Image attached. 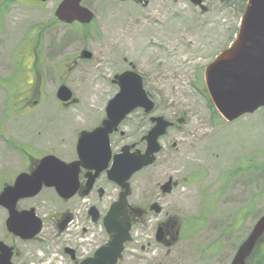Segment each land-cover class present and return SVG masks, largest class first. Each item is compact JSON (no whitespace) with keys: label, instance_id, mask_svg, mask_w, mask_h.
<instances>
[{"label":"rangeland","instance_id":"1","mask_svg":"<svg viewBox=\"0 0 264 264\" xmlns=\"http://www.w3.org/2000/svg\"><path fill=\"white\" fill-rule=\"evenodd\" d=\"M60 1L0 0V80L16 82L8 91L0 85V180L22 171L24 152L33 159L47 153L74 158L79 133L101 123L119 91L114 76L134 67L158 113L189 114L191 132L171 128L161 138L158 164L130 181L133 205H145L141 190L171 176L179 186L163 207L185 223L170 251L162 245L142 250L141 240L153 231L135 227L139 246L127 244L120 263L231 264L264 214V109L232 122L214 120L204 70L236 37L242 0H204L206 11L190 0H83L95 13L89 25L56 23ZM24 46H32L30 55ZM83 50L92 59H81ZM19 52L27 54L25 62L16 59ZM31 65L33 71L24 69ZM62 84L78 100L67 108L57 97ZM40 87L41 106L25 114L22 98ZM138 114L129 115L127 126L137 124ZM6 216L0 207V241H8ZM16 244L21 255L13 264H68L52 238Z\"/></svg>","mask_w":264,"mask_h":264},{"label":"water","instance_id":"2","mask_svg":"<svg viewBox=\"0 0 264 264\" xmlns=\"http://www.w3.org/2000/svg\"><path fill=\"white\" fill-rule=\"evenodd\" d=\"M191 1L202 10H207L203 0ZM55 15L60 21L69 24L74 21L88 24L94 17L93 12L82 5V0H63L57 6ZM91 57L89 51L81 53V58ZM204 80L215 109L229 122L264 108V0H247L235 39L205 67ZM113 82L118 84L119 91L106 106V118L94 130L82 131L77 144L80 159L87 160L95 154L101 158L97 167L99 171L107 166L111 157L109 135L132 111L144 108L150 112L154 106L144 89L142 77L136 72L128 70L117 74ZM57 97L66 103L72 98V91L62 85ZM180 120L182 122L183 119ZM154 121L156 124L148 133L145 153L127 154L126 147L115 155L113 167L108 173L121 186L122 192L104 220L111 240L98 248L93 256L78 264H118L122 258L125 244L131 238L132 224L127 201L129 180L133 174L153 164L155 155L161 150L160 138L173 125L162 116L154 118ZM73 164L47 155L38 161L30 173L20 174L14 184L0 192V206L10 214L7 219L10 232L24 240H33L41 232L42 222L34 211L18 212L17 203L23 198L37 195L43 186L55 187L58 192H73L76 188V169ZM263 240L264 214L238 248L231 264H248L255 248ZM13 256L14 248L0 241V264H13Z\"/></svg>","mask_w":264,"mask_h":264},{"label":"flooded vegetation","instance_id":"3","mask_svg":"<svg viewBox=\"0 0 264 264\" xmlns=\"http://www.w3.org/2000/svg\"><path fill=\"white\" fill-rule=\"evenodd\" d=\"M31 1L36 4H41L35 0ZM130 1L139 3L141 0ZM55 21L56 23H60L56 17ZM75 24L80 25V23ZM30 39H33V37ZM24 47L28 49L30 55L32 46L30 48H27L26 46ZM26 58L27 54H25V52L23 54H20V52L17 53L16 59H20L25 62ZM32 62L33 59L31 64L34 63ZM32 67L33 66L31 65L24 69L31 72L34 69ZM26 71L25 74L27 75ZM14 74L15 73L10 72L9 77L11 78ZM29 83L31 84L32 82L29 81ZM15 84L16 82L13 77L9 83H5L0 80V85L5 87L7 91L9 88L12 90L15 87ZM42 95L43 91L41 88L39 91L34 92V95L31 91L25 94V97L22 98L24 99L23 106L25 107V114H28L32 110L41 106L43 102V100L41 101ZM64 107L67 108L69 106ZM136 110H139V114L137 116L139 121L136 125L132 124L127 126V121H129L127 118ZM136 110L130 113L120 126H118L117 130H114L109 135L111 157L108 160L107 166H105L103 170L99 171L97 168L99 167L101 158H98L95 154L91 158H87V160L80 159L75 146V157L67 160L68 162L74 163L73 165H75L76 169V188L73 189V192L68 194V192H58L53 187H44L37 195L23 198L18 201L16 207L18 212L33 209L35 216H37L42 222L41 232L38 236H36L35 240L25 241L10 232L7 229V219L10 216L9 211L0 206L7 213L5 227L8 241L4 242L14 248L13 258H17L21 255V252L16 244L17 240L27 243L38 242L41 240L49 241V239L52 238V240L56 241L59 248L58 254L66 258L68 260V264H78L85 258L93 256L98 248L106 245L111 240V235L105 228L104 220L111 206L119 199L120 193L122 192L121 186L117 182L113 181L108 173V171L113 167L115 155L121 153L126 147H128L126 148L127 154H143L147 149L148 133L156 124L154 118L159 116H164L165 118L173 121L175 124L171 128H178L179 131L186 133V135L191 132L186 127L191 121V116L187 113L174 112L170 116L160 114L158 113L159 108L156 105V102L150 112H146L144 108H138ZM179 119H183L182 122H180L181 120ZM127 127H129V129ZM172 147L175 149L178 148V143H174ZM23 156L24 162L22 171L11 178L7 176L6 179L0 180V192L7 186L14 184L16 177L20 173H30L36 166L35 164L38 160L45 155H38L37 159H33L30 155H28V152H24ZM158 162V156H156L153 164L143 168L140 172L148 170L151 167L154 168ZM133 176L130 178V181ZM166 182L158 183L156 186L149 185V188L146 189L147 191H143L144 194L141 190L142 194L140 201L145 200V198L147 200V203L141 207L133 205L132 198L134 190L130 182V192L127 201L132 227L130 231L131 238L126 245L139 242V240L134 238L133 232V229L138 226L142 228L146 227L147 229H144L145 232L153 231V237H150V239H148L149 241L142 243L141 240L140 248L142 250H145L147 246L149 249H152L154 245H162L164 247H168V250L170 251L179 241V231L185 221L183 220V223L182 221L179 222L168 209H164L163 207L166 197L171 195L179 186V181H176L170 176L168 178L169 183L167 182V184ZM47 196L51 197L48 198ZM156 208H158V210ZM31 216H33V213ZM151 220L155 221L152 225L149 224ZM43 233L47 234L44 239L42 237L43 235H41ZM152 238L153 240H151Z\"/></svg>","mask_w":264,"mask_h":264},{"label":"trees","instance_id":"4","mask_svg":"<svg viewBox=\"0 0 264 264\" xmlns=\"http://www.w3.org/2000/svg\"><path fill=\"white\" fill-rule=\"evenodd\" d=\"M231 1V0H230ZM244 7L242 8V11H244L245 6H246V0H242ZM211 109H212V113L214 116V120H218L219 119V114L217 113V111L214 109L212 103H211ZM257 256V261L255 262V264H264V243L258 245L253 253V255L251 256L248 264H252V262L254 261V257L256 259Z\"/></svg>","mask_w":264,"mask_h":264}]
</instances>
